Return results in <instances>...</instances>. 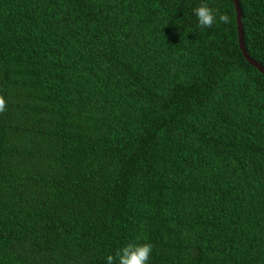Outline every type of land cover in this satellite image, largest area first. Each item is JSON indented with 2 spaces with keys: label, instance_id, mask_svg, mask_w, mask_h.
<instances>
[{
  "label": "trees",
  "instance_id": "trees-1",
  "mask_svg": "<svg viewBox=\"0 0 264 264\" xmlns=\"http://www.w3.org/2000/svg\"><path fill=\"white\" fill-rule=\"evenodd\" d=\"M264 67V0H238ZM207 3L228 24L201 29ZM0 264H264V74L234 0H0Z\"/></svg>",
  "mask_w": 264,
  "mask_h": 264
},
{
  "label": "clouds",
  "instance_id": "clouds-1",
  "mask_svg": "<svg viewBox=\"0 0 264 264\" xmlns=\"http://www.w3.org/2000/svg\"><path fill=\"white\" fill-rule=\"evenodd\" d=\"M194 14L201 29L212 28L215 24L230 23L227 14L220 13L218 9H213L207 3H202L194 9ZM7 111V100L0 95V114ZM153 246L150 243L137 244L129 243L118 249L114 255L106 258V264H149Z\"/></svg>",
  "mask_w": 264,
  "mask_h": 264
},
{
  "label": "water",
  "instance_id": "water-1",
  "mask_svg": "<svg viewBox=\"0 0 264 264\" xmlns=\"http://www.w3.org/2000/svg\"><path fill=\"white\" fill-rule=\"evenodd\" d=\"M236 5V11H237V23H238V31H239V42H240V48L243 52L244 57L250 63L252 66L256 67L262 74H264V67L258 63L256 60H254L247 52L245 42H244V31L242 26V12L239 5L238 0H234Z\"/></svg>",
  "mask_w": 264,
  "mask_h": 264
}]
</instances>
